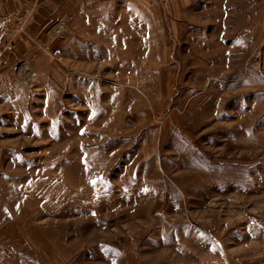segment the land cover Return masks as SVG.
I'll return each instance as SVG.
<instances>
[{
	"label": "rangeland",
	"instance_id": "1",
	"mask_svg": "<svg viewBox=\"0 0 264 264\" xmlns=\"http://www.w3.org/2000/svg\"><path fill=\"white\" fill-rule=\"evenodd\" d=\"M117 2L0 88V264H264V0Z\"/></svg>",
	"mask_w": 264,
	"mask_h": 264
},
{
	"label": "crops",
	"instance_id": "2",
	"mask_svg": "<svg viewBox=\"0 0 264 264\" xmlns=\"http://www.w3.org/2000/svg\"><path fill=\"white\" fill-rule=\"evenodd\" d=\"M117 1L0 0V50L11 45L4 49L0 59V88L7 92L8 84L16 81H9L10 75L17 71L27 72L30 79L31 72H46L55 64L51 49H54L56 24L62 16L68 24L63 39L69 46L79 41L82 48L83 38L105 36L113 41L112 46H118L117 25L123 13L128 17L130 8L129 5L120 8ZM114 23L115 26L111 25ZM96 44L93 45L97 48ZM67 47L68 44L63 47L64 54ZM106 48L113 53L110 45Z\"/></svg>",
	"mask_w": 264,
	"mask_h": 264
},
{
	"label": "built area",
	"instance_id": "3",
	"mask_svg": "<svg viewBox=\"0 0 264 264\" xmlns=\"http://www.w3.org/2000/svg\"><path fill=\"white\" fill-rule=\"evenodd\" d=\"M59 27H57V32L58 33H61V32H63L64 31V29L66 28V24L64 23V22H61L59 25H58ZM21 28V27H20ZM11 47V45L10 44H8L7 46H6V48H2L1 50H0V59H1V57H2V54H3V52H4V49H9ZM52 55H53V57L54 58H56V59H62V56H63V48L62 47H56V48H54L53 50H52Z\"/></svg>",
	"mask_w": 264,
	"mask_h": 264
}]
</instances>
